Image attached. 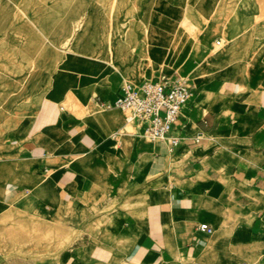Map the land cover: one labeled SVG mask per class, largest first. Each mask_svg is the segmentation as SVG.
<instances>
[{
	"label": "rangeland",
	"instance_id": "rangeland-1",
	"mask_svg": "<svg viewBox=\"0 0 264 264\" xmlns=\"http://www.w3.org/2000/svg\"><path fill=\"white\" fill-rule=\"evenodd\" d=\"M176 5L184 15L172 53L181 50L183 34L192 39L190 50L201 53L200 38L211 33V37L221 38V44L215 40L211 50L218 54L233 44L226 31L235 24H243L236 33L246 32L254 38V47L260 44L264 51V0H0V147L38 118L44 98L61 74L71 76L76 83V94L70 92L61 104L62 112L83 120L96 111H105L113 117L104 124L118 126L106 146L76 161L77 176L82 180L76 192L87 194L84 200L73 205L65 189H50L46 184L36 190L28 187L33 195L21 194L10 202L0 200V264H60L73 240L81 242V250L88 253L97 241L83 231L84 219L75 223L78 230H69L67 208L113 213L131 194L142 192L153 180L168 174L175 193L193 190L188 177L200 172L198 166L189 168L190 160H176L170 168L160 167L147 153L153 148L139 130H129L125 118L118 119L123 123L121 128L114 121L129 112L106 109L101 102L112 100L127 82L138 84L157 75L156 70L150 76L137 73L152 69L148 48L153 21L156 17L162 20L166 6ZM228 14L229 24L221 26L224 31L216 28L215 23L225 22ZM212 28H216L214 32ZM68 60L72 66H67ZM88 87L90 95L84 96L83 89ZM132 123L137 126L135 120ZM206 160H201L202 166H208ZM47 163L57 165L61 161L51 154ZM9 165L0 162V182L12 175ZM208 171L209 180L223 176L220 169L208 167ZM225 174L226 180L220 178V185L215 186L221 196L214 201L220 211L214 212L219 220L212 235L229 231L230 246H236L230 251L233 256L227 257L225 250L208 249L189 263L173 264H214L213 260L220 257H226V264H264V185L260 190L237 185L229 172ZM228 193L233 194L231 199H223ZM47 206L52 208L51 215L43 212ZM228 208L235 214L229 223ZM259 214L263 228L255 231L252 224ZM240 235L244 238L237 241Z\"/></svg>",
	"mask_w": 264,
	"mask_h": 264
},
{
	"label": "crops",
	"instance_id": "crops-1",
	"mask_svg": "<svg viewBox=\"0 0 264 264\" xmlns=\"http://www.w3.org/2000/svg\"><path fill=\"white\" fill-rule=\"evenodd\" d=\"M164 10L162 20L156 17L152 23L155 28L148 48L152 69H141L137 73L150 76L152 70H156L157 75L138 84L157 80L162 74H179L190 79L194 97L175 128L176 134L182 138L181 144L171 149L167 143L149 142L153 151L147 153L163 168H170L176 160H190L189 168L198 166L200 172L188 177L193 190L175 193L171 187L172 176L168 174L153 180L142 192L131 194L113 213L107 214L101 209L96 212L67 208L69 230H78L75 223L84 219L83 231L92 234L97 243L87 253L81 250V242L73 240L60 264L189 263L208 249L225 250V255L231 257L230 251L236 246L234 243L230 246L232 236L229 231L209 235L199 230L202 224L213 228L218 223L219 215L214 212L220 210L214 201L221 195L215 186L220 185V178L226 180L224 174L228 172L234 184L250 185L257 190L264 185V51H261L260 44L254 47V38L246 32L236 33L243 24H235L226 31L230 44H233L218 54L211 50L221 38L211 37V33L201 36V53L190 50L192 39L186 34L182 36L181 50L172 53L184 14L177 5L166 6ZM229 16L225 22L217 21L215 27L220 26L224 31L222 27L227 25ZM216 28H212V32ZM67 66H72V61L68 60ZM75 89V80L61 74L54 81L48 97L44 98L38 118L10 136V143L0 147V162H8L13 168L8 180L0 182V200L10 202L21 194L25 197L33 195L28 187L36 190L43 184L50 189L53 186L56 190L65 189L68 202L73 205L87 196L76 192L78 185L82 184L77 176L79 166L76 161L106 146L107 138L118 130V126L111 128L104 124L113 117L110 113L104 114L103 120L96 121L94 114L80 120L71 113L62 112L61 104L70 92L76 94ZM90 90L84 88V96H89ZM121 93L122 87L112 100L101 102L112 103ZM118 124L123 127L122 122ZM138 130L140 134L139 127ZM51 154L61 163L48 164ZM204 158H207L208 166H202ZM208 167L220 169L223 176L218 175V181L209 180ZM222 196L229 200L233 194ZM43 212L53 213L48 206ZM226 213L229 223V218L235 216L234 210L228 208ZM261 218L259 214L258 220L253 221L255 231L263 228ZM242 238L244 236L240 235L236 240ZM226 261V257H220L213 263L226 264Z\"/></svg>",
	"mask_w": 264,
	"mask_h": 264
},
{
	"label": "built area",
	"instance_id": "built-area-1",
	"mask_svg": "<svg viewBox=\"0 0 264 264\" xmlns=\"http://www.w3.org/2000/svg\"><path fill=\"white\" fill-rule=\"evenodd\" d=\"M193 97L194 88L189 78L162 74L157 80H146L141 84L125 83L121 95L102 106L130 112L144 139L154 144L167 143L175 149L182 141L175 128ZM199 230L211 234L213 228L202 224Z\"/></svg>",
	"mask_w": 264,
	"mask_h": 264
},
{
	"label": "bare ground",
	"instance_id": "bare-ground-1",
	"mask_svg": "<svg viewBox=\"0 0 264 264\" xmlns=\"http://www.w3.org/2000/svg\"><path fill=\"white\" fill-rule=\"evenodd\" d=\"M115 1V0H114ZM188 27V26H187ZM193 28V27H192ZM217 45L218 44H221V42H217L216 43ZM96 96H94V98H95ZM94 101V100H93ZM104 112L105 111H97L96 113H94V119L96 120V121H101V120H103L104 119ZM128 113V112H127ZM130 114V115H129ZM115 117V116H114ZM121 118H125L126 120H127V124H126V126H127V128L129 129V130H131V131H133V130H135V131H138V127L137 126H135V125H133V123H132V121L133 120H135L134 119V116H133V114H131L130 112L128 113V115H125L124 117L122 116H118V118H117V120L118 119H121ZM135 135L137 134V133H134ZM157 150V149H156ZM162 159H160L159 161H161ZM157 161V160H156ZM158 161V162H159ZM214 233V229H213V231H212V233L211 234H213ZM211 234H209V235H211Z\"/></svg>",
	"mask_w": 264,
	"mask_h": 264
}]
</instances>
